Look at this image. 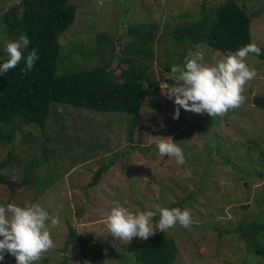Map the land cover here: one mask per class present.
Returning <instances> with one entry per match:
<instances>
[{
  "label": "rangeland",
  "instance_id": "rangeland-1",
  "mask_svg": "<svg viewBox=\"0 0 264 264\" xmlns=\"http://www.w3.org/2000/svg\"><path fill=\"white\" fill-rule=\"evenodd\" d=\"M226 1L70 0L77 7V16L60 39L63 49L58 74L90 69L112 54L110 70L121 81L124 56L133 60L135 68L140 69L142 63L150 65L149 74L159 83V91L147 99L137 117L56 106L49 119L48 128L54 132L50 140L34 126H22L15 133L7 130L5 135L12 137L11 141L6 139L9 143L4 144L0 137V166L6 164L1 175L15 184L27 183L14 192L0 185V205L24 207L39 202L60 221L57 227H50L55 247L36 264H90L82 254L85 249L88 253L102 252L105 264H136L134 251L144 240L133 238L129 244L121 243L117 251L112 245L119 242L105 227L106 214L117 204L133 213L155 211L157 204L191 209L193 223L188 228L177 224L165 231L178 243L174 264H264V256L249 250L252 242L237 230L244 222L261 220L264 213V108L253 104L254 97L264 96V60L249 54L246 62L257 76L244 88V104L223 117L180 109L179 119L174 120V98L165 97L160 88L161 82L174 83L168 79L170 70L165 66H183L185 58L180 62L177 53L186 56L189 50L195 51L189 41H171L174 31L197 23ZM238 1L255 16L252 41L264 50V0ZM21 2L0 0V14ZM136 27L138 32L151 34L148 41L131 33ZM18 39L0 37V53L4 49L0 61L7 56L6 43ZM97 41H104L101 57L99 47L89 46ZM145 42L147 51L142 50ZM203 51L205 64L223 55L211 48ZM150 136L171 137L179 143L185 163L160 156ZM45 149L54 152L45 156L47 161L39 167ZM11 150L13 162L7 159ZM32 162L37 164L28 177ZM104 166L107 171L93 185L96 173ZM155 217L156 233L160 231L155 227L159 218L156 221ZM71 229L96 242L72 244L64 251ZM0 264L16 261L6 253Z\"/></svg>",
  "mask_w": 264,
  "mask_h": 264
},
{
  "label": "trees",
  "instance_id": "trees-1",
  "mask_svg": "<svg viewBox=\"0 0 264 264\" xmlns=\"http://www.w3.org/2000/svg\"><path fill=\"white\" fill-rule=\"evenodd\" d=\"M211 11L209 14H204L197 23L175 30L171 41H189L194 45L204 43L205 48H211L222 54L253 43L251 25L255 16L250 15L247 8L238 0H227ZM76 16L77 7L71 4L70 0H22L21 3L0 14V37L26 35L30 43L27 48L22 49L24 56L26 57L33 49L38 55L33 69L26 75L21 73V68L25 66L24 60L16 68L0 74V137L4 144L12 140L11 136L5 135L6 131L15 133L22 126H34L44 132L45 138L50 140L54 132L48 128L49 119L56 106H67L75 110L85 109L96 114L115 113L137 117L147 99L158 93L159 83L153 81L149 74L150 65L142 63L140 69L135 68L132 65L133 60H127L124 56L121 57V62L126 64V67L122 68L121 81L116 80L113 71L110 70L112 54L110 59L102 63L101 58L99 60L101 63L90 69L59 75V61L63 49L60 39L74 24ZM131 33L142 41H148L151 35L149 32H138L137 27L132 28ZM151 38L154 41L153 36ZM151 40L148 42L149 45ZM148 43L145 42L143 51L148 50ZM103 45L104 41L89 45L100 48V56L95 52L94 56L101 57ZM1 46L2 44L0 48ZM79 48L82 50L81 47ZM138 48L141 50L142 46ZM1 53H4V49ZM177 54L181 56L180 62L186 57ZM250 55L264 60L263 49L259 56ZM6 59L7 56L0 63ZM119 66L121 68V65ZM165 68L170 70L168 66ZM81 131H84L83 127ZM132 133L131 130L130 140L133 137ZM45 151L46 154L38 162L39 167L47 161L45 156L48 157L54 152H48L46 149ZM13 155L15 154L12 150L8 151L7 159L13 162L15 160ZM36 164L37 162L30 164L32 170L27 174L28 177L33 174ZM107 169L108 167L104 166L96 173L93 185L98 183ZM263 175L261 172V176ZM28 184L33 187L31 180H28ZM37 198L34 196L35 201ZM172 207L180 206L175 204ZM262 215L261 220L244 222L237 230L248 243L252 242L251 246H247L249 250L264 256V244H262L264 213ZM158 218L155 217V220L157 221ZM69 237L64 251L72 244L87 246L96 242L93 238L80 237L72 229ZM82 254L90 264H105L102 252L88 253L85 249ZM178 256L177 241L168 237L165 232H156L148 240L137 245L134 251L136 264H174Z\"/></svg>",
  "mask_w": 264,
  "mask_h": 264
},
{
  "label": "clouds",
  "instance_id": "clouds-1",
  "mask_svg": "<svg viewBox=\"0 0 264 264\" xmlns=\"http://www.w3.org/2000/svg\"><path fill=\"white\" fill-rule=\"evenodd\" d=\"M29 43L26 35L6 43L7 59L0 63V74L16 68L22 60L25 65L21 68L22 74L26 75L33 69L38 60L36 50L28 52L26 57L22 51ZM205 47L204 43H198L195 51H188L183 66L171 67L167 75L174 83H160L162 94L170 100L174 98V120L179 119L180 109L194 114H207L212 118L223 117L244 104V88L257 76V71L246 62L249 54H261L257 44L250 43L236 51H227L212 64L202 62ZM150 137L160 156L174 157L180 165L185 163L182 148L171 137ZM154 207L155 211L133 213L117 204L106 214L105 227L113 240L119 242L112 245L117 251H120L121 243L129 244L133 238L148 240L153 236L152 220L157 214L159 220L155 227L162 233L177 224L188 228L193 223L191 209H169L159 204ZM59 223V218L51 216L39 202L24 207L14 203L0 205V261L4 260L7 253L15 258L16 264H36L55 247L50 227H57Z\"/></svg>",
  "mask_w": 264,
  "mask_h": 264
},
{
  "label": "water",
  "instance_id": "water-1",
  "mask_svg": "<svg viewBox=\"0 0 264 264\" xmlns=\"http://www.w3.org/2000/svg\"><path fill=\"white\" fill-rule=\"evenodd\" d=\"M253 104L254 106H257L259 108H264V96L254 97ZM5 165L6 164L1 165L0 169L3 168ZM0 185L8 187L12 192H14L16 189L26 186L27 183L23 182L21 184H15L12 183L11 181H8L7 179L0 177Z\"/></svg>",
  "mask_w": 264,
  "mask_h": 264
},
{
  "label": "flooded vegetation",
  "instance_id": "flooded-vegetation-1",
  "mask_svg": "<svg viewBox=\"0 0 264 264\" xmlns=\"http://www.w3.org/2000/svg\"><path fill=\"white\" fill-rule=\"evenodd\" d=\"M1 171H2V168L0 169V177H2V175H1ZM3 178V177H2Z\"/></svg>",
  "mask_w": 264,
  "mask_h": 264
}]
</instances>
